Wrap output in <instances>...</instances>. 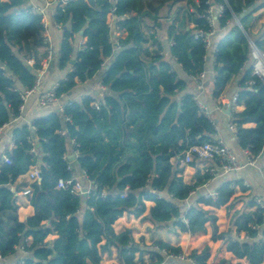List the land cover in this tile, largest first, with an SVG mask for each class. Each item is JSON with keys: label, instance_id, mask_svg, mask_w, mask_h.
I'll list each match as a JSON object with an SVG mask.
<instances>
[{"label": "trees", "instance_id": "obj_1", "mask_svg": "<svg viewBox=\"0 0 264 264\" xmlns=\"http://www.w3.org/2000/svg\"><path fill=\"white\" fill-rule=\"evenodd\" d=\"M196 1H188L193 27L176 31L170 26L167 37L173 44L157 43L146 60L140 25L148 16L155 20L153 2L143 11V0H56L47 11L48 23L61 25L57 63L59 69L68 67L57 81L59 99L77 81L97 74L103 89L96 97L66 100L63 113L47 105L29 124H19L11 119L22 115L21 93L34 86L37 70L46 65V52L38 57L35 49L45 46L44 18L27 0H0V127L6 124L3 132L12 144L0 151V259L16 253L28 238L24 264H100L101 253L111 245L124 264H137L135 254L143 252L153 264H241L243 258L261 264L264 211L255 205L251 189L241 180L219 178L211 193L201 192L210 175L197 168L195 181L188 184L180 165L190 146L216 133L211 114L205 116L195 101L194 86L188 87L191 75L206 70V48L193 34L208 30L201 15L211 4L223 6L215 20L222 37L213 51L211 97H220L234 79L237 105L244 106L231 113L237 145L253 157L264 146V84L250 67L251 43L264 46V37L251 31L257 0ZM77 37L83 39L78 48L73 44ZM172 58L185 77L173 69ZM27 59H32L30 68ZM202 93L197 95L201 101ZM248 123L253 126L245 127ZM71 139L78 153L69 160ZM32 166L39 170V180L30 185L33 214L19 221L13 182ZM81 172L86 175L82 184L90 180L95 185L90 195L58 187L60 180ZM144 201L154 203L146 215L154 226L189 234L185 250L161 241L141 245L128 231L113 232L112 224L124 212L141 216ZM51 232L57 237L50 244L44 240Z\"/></svg>", "mask_w": 264, "mask_h": 264}, {"label": "crops", "instance_id": "obj_2", "mask_svg": "<svg viewBox=\"0 0 264 264\" xmlns=\"http://www.w3.org/2000/svg\"><path fill=\"white\" fill-rule=\"evenodd\" d=\"M6 1V0H1ZM189 0H143L144 6L143 11L148 10L147 3L153 2L155 6H158V10L155 12L150 11V15L155 16V20L149 16L146 17L141 25L140 30L144 34L146 42L143 44V49L147 52H143V55L152 54V51L157 49V43L165 47L168 42L167 29L173 26V29L180 31L181 27L184 29H191L193 23L189 22L190 13L192 12V7L188 2ZM45 0H27V5L29 6H42ZM195 3V2H194ZM256 8L252 15L254 17L253 23L251 25V31L255 34H259L260 37H264V0H257L255 5ZM155 13V14H154ZM134 15V12L130 13ZM49 39L51 47L55 51L54 58L49 62L47 66L44 67V71L37 74L38 78V90L43 91L48 89L54 82L64 77L65 69H59L57 63V51L61 43V31L55 28L54 25L48 24ZM222 37V32L217 31L211 38L212 46L215 47L216 42ZM83 43V39L77 37L73 41L74 47L78 48ZM37 56L40 57L42 53L45 52L46 46H36ZM25 52L22 50V53ZM167 58V57H166ZM32 60V59H30ZM53 61V64L50 63ZM170 64L173 69L177 72L178 76L185 77L180 65L174 60L169 59ZM205 69L207 72V82L205 83V90L203 91L201 98L206 103L208 108L212 113V119L216 124V136L220 137L225 141V143L232 149L235 156L244 160L241 150L237 145V140L235 134L230 131L227 127L228 121L231 120V113L225 106L226 100L231 97V95L236 91V85L234 79H232L225 87L224 92L220 97L214 99L211 97V87H212V72L214 66L213 50L210 49L206 52L205 59ZM39 74V75H38ZM192 83L189 81L188 87H191ZM103 86L100 84L99 74L94 75L83 82L77 81V84L66 94H64L60 99H58L55 104L56 107L60 103H64L68 99L79 100L85 96L96 97L100 94ZM215 103L222 104L219 109L215 107ZM244 106L239 104L237 106L236 112L243 110ZM46 110L45 106H39L37 102V92L29 95L23 107L22 115L17 122L19 124L27 123L29 124L35 116L43 113ZM245 127L253 126L248 123L244 125ZM67 157L69 160L74 159L73 152L71 150V141L68 142ZM12 144L8 139V135L4 134L0 139V151L5 149H11ZM173 161V159L171 160ZM183 163L184 165H182ZM204 163L195 162V165L185 164L183 161L180 165L183 166V171L181 176L183 181L192 184L195 181V171L200 169ZM264 171V146L260 154L255 158V164L253 166H245L243 169L237 171L234 174L223 177L233 178L241 180V183L245 182L246 187L250 188L252 195L261 197L264 200V179L262 173ZM30 172V171H29ZM29 172L19 176L13 182V188L16 190L15 201L17 204V218L19 221H24L26 218L33 214V207L29 203V197L32 193V187L30 186L33 182L29 178ZM217 185V180H209L207 184L203 185L199 190L205 193H211ZM236 192H239L237 188ZM188 203V202H187ZM186 203V204H187ZM152 201H144L145 210L143 214L139 217H135L130 213L124 212L119 218H117L112 224V229L115 234H119L123 231H128L134 243L150 245L155 241H161L168 243L172 246H179L182 250L187 246L189 239V234L187 232H180L178 230L171 231L168 228L162 226H154V224L146 217L149 209L153 206ZM57 235L55 232H51L45 238V242L52 243L56 239ZM105 242V238L102 239L101 244ZM109 250H105L101 253L100 264H124L123 260L117 255V247L114 245L109 246ZM17 253L10 255L6 258L0 259V264H11L16 257ZM140 257V260L138 259ZM135 260L137 264H153L155 260H150L149 255L143 252L141 255L135 254ZM241 264H248L246 259L239 260ZM264 264V260L261 262Z\"/></svg>", "mask_w": 264, "mask_h": 264}, {"label": "built area", "instance_id": "obj_3", "mask_svg": "<svg viewBox=\"0 0 264 264\" xmlns=\"http://www.w3.org/2000/svg\"><path fill=\"white\" fill-rule=\"evenodd\" d=\"M62 1V0H61ZM195 3H197L196 0H194ZM63 2V1H62ZM56 3V0H45L44 4L42 6H30L32 11L42 15L44 18L43 23V29H42V36L45 42V62L47 66L49 62L54 58L55 51L51 47L50 39H49V32H48V15L47 11L53 7V5ZM64 3V2H63ZM223 6L221 4L219 5H213L211 4L205 11L204 14L201 15L205 19V22L208 26V30L203 29H196L194 31L193 37L194 39H201L204 43V46L206 48V52L210 49L214 51V48L212 46V40L211 38L216 33L217 29L215 28V20L216 18L222 13ZM55 28L59 29L61 28L60 24H55ZM168 46L173 44V41L171 39L168 40ZM251 51H250V59H251V75L257 77L263 84H264V46L262 48H256L251 43ZM214 58V57H213ZM206 59V53L203 56V60ZM172 60L175 61V58H172ZM25 63L27 65H31L32 60L27 59L25 60ZM44 68L37 70V73L41 74L44 70ZM38 74V75H39ZM207 77L206 70L201 71L197 74L190 76V82L194 86V90L198 93H201L205 90V79ZM249 84H252L253 81H249ZM57 88H58V82H54L48 89L40 91L38 90V78L36 79V82L32 88L29 90H25L21 93V97L23 101L26 100V98L37 92V102L39 106H47V105H55L59 99L57 95ZM197 95H195V101H197V105L200 109V111L207 117L210 115V109L207 105L201 101ZM237 93L234 92L231 97H229L228 100H226L225 106L229 110L230 113L235 112L237 109ZM69 100L66 101V104H69ZM64 103H60L57 105V109L59 112H64ZM215 107L219 109L222 104L215 103ZM24 106L19 107V112L22 113ZM21 116H13L11 119V122H16ZM65 120H69V115L64 116ZM6 125V124H5ZM0 127V136L3 134L4 126ZM227 127L230 131L234 133L235 131V125L232 123V117L231 120L228 121ZM216 129V127H215ZM71 141V150L73 152V157L75 158L77 156V149L74 147H77L78 144L74 142L73 139ZM242 155L244 156V160L238 159L232 149L221 139L220 137L216 136V133L212 136V138L206 142H203L198 145L190 146L184 153V157L182 161L185 164L191 163L193 161L204 163L200 170L201 172H207L210 175V180H216L219 178H223L225 176L231 175L236 173L237 171L243 169L245 166H253L255 164V158L249 154L247 149L241 150ZM33 155L37 156V152L33 151ZM30 171V172H29ZM29 178L30 180L38 181L39 180V170L37 166H32L29 169ZM262 177L264 179V171L262 173ZM81 178H86V175L84 172H81L79 175L70 177L66 180H60L58 183V187L66 188L68 186L71 187V190L73 193L78 194L80 196H88L91 194L92 190L95 188V185L92 181L87 180L86 184H82ZM244 186L246 185L245 182L242 183ZM253 201L255 205L259 208H261L264 211V200L254 195ZM28 244V238H24L22 242H20L16 246V253L18 256L11 264H24V259L26 255H28V250L26 248ZM165 252L164 250H162ZM169 257H176L178 259H184V256L181 254L178 255H172L169 254ZM192 264H196L195 262L189 261Z\"/></svg>", "mask_w": 264, "mask_h": 264}, {"label": "water", "instance_id": "obj_4", "mask_svg": "<svg viewBox=\"0 0 264 264\" xmlns=\"http://www.w3.org/2000/svg\"><path fill=\"white\" fill-rule=\"evenodd\" d=\"M63 2H67V1H69V0H62ZM89 3H93V0H87ZM237 21V20H236ZM70 63H71V61H70ZM51 65L53 64V61L50 63ZM27 68H30V65H27ZM197 194L198 195H200V192L199 191H197Z\"/></svg>", "mask_w": 264, "mask_h": 264}, {"label": "rangeland", "instance_id": "obj_5", "mask_svg": "<svg viewBox=\"0 0 264 264\" xmlns=\"http://www.w3.org/2000/svg\"><path fill=\"white\" fill-rule=\"evenodd\" d=\"M235 22H236V19H235ZM152 53H153V51H152ZM151 55L152 54H149V55H143V58L144 59H146V60H148L150 57H151ZM210 114H211V117H212V113H211V111H210ZM182 165H184L183 163H181ZM189 240V239H188ZM188 243V242H187ZM186 248V247H185ZM185 250V249H184Z\"/></svg>", "mask_w": 264, "mask_h": 264}]
</instances>
